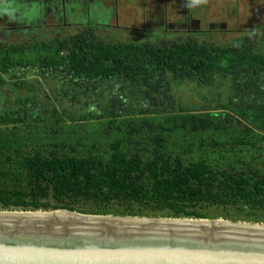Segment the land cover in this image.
Here are the masks:
<instances>
[{
	"label": "trees",
	"instance_id": "obj_1",
	"mask_svg": "<svg viewBox=\"0 0 264 264\" xmlns=\"http://www.w3.org/2000/svg\"><path fill=\"white\" fill-rule=\"evenodd\" d=\"M71 28L0 40L14 95L0 111V211L264 224V28L225 44Z\"/></svg>",
	"mask_w": 264,
	"mask_h": 264
},
{
	"label": "water",
	"instance_id": "obj_2",
	"mask_svg": "<svg viewBox=\"0 0 264 264\" xmlns=\"http://www.w3.org/2000/svg\"><path fill=\"white\" fill-rule=\"evenodd\" d=\"M2 213L0 264H264V224Z\"/></svg>",
	"mask_w": 264,
	"mask_h": 264
},
{
	"label": "rangeland",
	"instance_id": "obj_3",
	"mask_svg": "<svg viewBox=\"0 0 264 264\" xmlns=\"http://www.w3.org/2000/svg\"><path fill=\"white\" fill-rule=\"evenodd\" d=\"M86 22L97 24L103 37L121 41H156L177 35H195L218 44H225L264 28V0L0 2V40L2 41L18 42L33 36L47 38L65 35L73 30L71 26ZM181 92L187 95L186 90L183 89ZM13 98L14 95L8 88L0 87V111L10 107ZM229 211L233 214L231 208ZM209 213L218 218L224 214V211L212 208ZM167 214V211L160 213L161 216ZM161 216L147 218H171Z\"/></svg>",
	"mask_w": 264,
	"mask_h": 264
},
{
	"label": "bare ground",
	"instance_id": "obj_4",
	"mask_svg": "<svg viewBox=\"0 0 264 264\" xmlns=\"http://www.w3.org/2000/svg\"><path fill=\"white\" fill-rule=\"evenodd\" d=\"M55 215H64V214H69V213H66V212H64V211H57L56 213H54ZM0 215H9V214H6V213H2V214H0ZM52 215H53V213H52ZM219 220H221V219H219ZM202 222H206V221H202Z\"/></svg>",
	"mask_w": 264,
	"mask_h": 264
}]
</instances>
